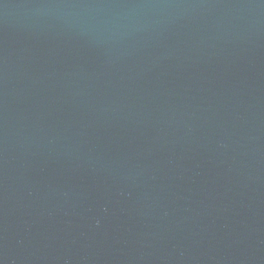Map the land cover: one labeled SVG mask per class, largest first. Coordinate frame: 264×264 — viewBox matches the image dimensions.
Segmentation results:
<instances>
[{
    "label": "water",
    "instance_id": "obj_1",
    "mask_svg": "<svg viewBox=\"0 0 264 264\" xmlns=\"http://www.w3.org/2000/svg\"><path fill=\"white\" fill-rule=\"evenodd\" d=\"M0 264H264V0H0Z\"/></svg>",
    "mask_w": 264,
    "mask_h": 264
}]
</instances>
